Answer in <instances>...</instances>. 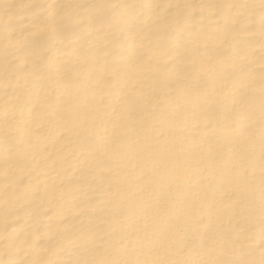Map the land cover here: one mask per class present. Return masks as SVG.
<instances>
[{"label":"bare ground","instance_id":"obj_1","mask_svg":"<svg viewBox=\"0 0 264 264\" xmlns=\"http://www.w3.org/2000/svg\"><path fill=\"white\" fill-rule=\"evenodd\" d=\"M0 264H264V0H0Z\"/></svg>","mask_w":264,"mask_h":264}]
</instances>
